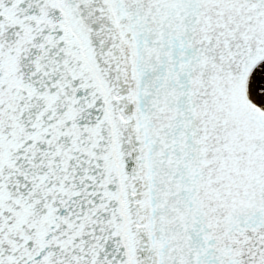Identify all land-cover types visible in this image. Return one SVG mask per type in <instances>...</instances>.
<instances>
[{"label": "snow or ice", "instance_id": "obj_1", "mask_svg": "<svg viewBox=\"0 0 264 264\" xmlns=\"http://www.w3.org/2000/svg\"><path fill=\"white\" fill-rule=\"evenodd\" d=\"M0 264H264V0H0Z\"/></svg>", "mask_w": 264, "mask_h": 264}]
</instances>
